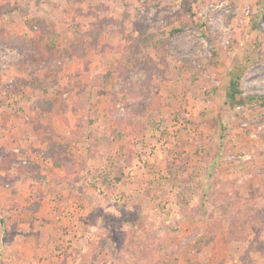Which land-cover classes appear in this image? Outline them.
<instances>
[{"label":"rangeland","instance_id":"rangeland-1","mask_svg":"<svg viewBox=\"0 0 264 264\" xmlns=\"http://www.w3.org/2000/svg\"><path fill=\"white\" fill-rule=\"evenodd\" d=\"M18 4L24 27L34 18L46 23L41 45L52 51L49 62H36L54 103L42 117L54 122L42 156L66 175L42 187L68 214L53 226L50 264H264V0ZM174 28L181 30L171 36ZM205 28L218 41L215 55ZM71 46L83 54L66 56ZM32 54L0 45L6 83L17 65H33ZM120 57L134 66L114 73L112 95L99 97L95 88V107L73 110L79 86ZM48 67L56 71L44 73ZM230 72L253 96L246 106L224 104ZM3 111L10 121L30 116ZM25 144L12 145L15 167L46 168L34 143Z\"/></svg>","mask_w":264,"mask_h":264},{"label":"crops","instance_id":"crops-1","mask_svg":"<svg viewBox=\"0 0 264 264\" xmlns=\"http://www.w3.org/2000/svg\"><path fill=\"white\" fill-rule=\"evenodd\" d=\"M5 1L0 0V6ZM8 1L10 6L14 8L8 14H4L3 17L0 15V24L6 17L11 18L13 21L9 27L10 34L27 35L36 39V36L33 35L37 34V32H32L27 23H25V20L23 22L25 27L21 24V20H19V16L24 17L22 15H25V13L22 11V7L18 6V0ZM44 38L41 34L38 36L41 42ZM0 45L11 50H16L18 54L23 48H26H11L4 43H0ZM27 61L29 65L33 62L34 66L31 65V67L33 66L36 71L34 72L31 67L25 71L17 65L16 72L12 76L13 80L10 79L13 82L10 83L5 82L3 69L0 68V99L5 98L4 102L0 101V264H50V261L55 263L56 258H54V254L56 250L51 249L53 243L52 234L55 233L53 226L55 223H67L65 219L68 209L63 210V207L59 206L60 204L54 203L55 201L53 200L48 202V198L53 199L51 196H54L56 193H49L48 189L50 187L47 189L42 187L46 182L56 183L54 180L58 177L57 175L60 177L56 181L61 180L62 182V177H65L66 173L63 167L55 166L56 164L54 165L52 161H49V158L42 156L46 155L45 150L48 149L49 143L41 141L42 137L35 131V125L37 127V124L41 123L44 126L52 127L54 122L53 120L42 119L43 115L37 112L34 100L37 98L50 99V95L45 92L48 82L46 78L40 79L39 75H37L39 70L43 71L44 67L36 66V60L34 59ZM46 70L47 72L45 71L44 73H52L48 68ZM36 77L38 78L37 81ZM36 93L40 94L37 95ZM12 105H17V108L12 109ZM9 109L12 111L19 109L22 115L27 112L30 115L29 118L26 116L28 121L26 120L25 122L21 118L12 121L8 120L6 118L7 112L3 110L9 111ZM19 137L18 141L21 144L27 143L25 144L26 146L34 143L33 147H36V161L41 162L43 160V163L47 164L46 168H39V170L35 171L33 167H15V159L18 156L10 152L13 149L12 145L18 144V141H14ZM25 145L22 146L26 147ZM62 185L63 183L58 185L62 188L61 194L67 196L65 194L67 190ZM11 194H15V197ZM12 198L13 201L9 203ZM19 198L24 200V202L14 207L13 205L21 200ZM64 201L62 204L68 205V202ZM68 201L70 202V200ZM46 202L48 204H45ZM68 254L70 255V253ZM72 255H75L73 251ZM65 260H68V258Z\"/></svg>","mask_w":264,"mask_h":264},{"label":"trees","instance_id":"trees-1","mask_svg":"<svg viewBox=\"0 0 264 264\" xmlns=\"http://www.w3.org/2000/svg\"><path fill=\"white\" fill-rule=\"evenodd\" d=\"M13 6H10L9 1L6 0L4 4H2L0 6V15L8 14L9 12H11L13 10ZM13 20L11 18H7L5 20H3V22H1L0 24V43H4L6 45H8L11 48H21V47H27L30 50L33 51L32 57L30 60L34 59L36 60V62H41V61H46L49 62L52 58V51H51V44L47 43V44H42L41 45V41L38 38H33V37H29L27 35H12L9 32V27L11 25V22ZM46 23L43 20H31L27 22V26L29 27V29H31L32 31H41V35H44V37L48 38L47 34L49 33V30L47 29V26L45 25ZM203 25L199 24L198 27L202 28ZM252 26H256L255 23H252ZM105 27V23H103L101 25V29H103ZM100 29V30H101ZM100 30H96V34L98 35L100 33ZM181 30V28H174L171 31V36H173L174 34H176L177 32H179ZM102 31V30H101ZM51 32V31H50ZM53 34V36L55 37L54 32H51ZM203 35L205 36V38L207 39L208 43L213 47L212 51L213 54H216V51H218L219 49V44L216 38H214L210 33L208 28H205V31L203 32ZM96 42V40L94 41V43ZM233 43V41H232ZM94 45V44H92ZM73 47V51H67L65 50V54L66 56H79V54H83V52H79V48L78 47ZM43 51V52H41ZM38 56H36V53H39ZM74 53V54H73ZM80 57L82 58V55H80ZM38 58V59H36ZM128 58L125 57H120L119 60H117V63L114 65V67L111 70H108L105 73H99L96 75V79L97 80H91L90 83H84L81 84L79 86V89L77 91V95L78 97H80L79 100H76L75 104H74V109L75 111L79 110L80 108L83 107H87L89 110H91L93 107H95V104L91 102L90 100V95L92 93V91L96 88V95L97 96H102V97H108L110 95H112L109 91L108 85L112 80V77L114 75L115 72H119V73H127L129 70L133 69L134 64L132 63V60L130 59L128 62ZM33 63V62H32ZM31 63V64H32ZM48 70H50L51 72L56 71V69H52V67H48ZM230 78L225 86L224 89V104L229 106L230 108L234 109L235 107H241V106H246L247 102H249L251 100V98H253V96H249L244 94V91L241 87V75H239L236 72H230L229 73ZM37 77H36V81H37ZM5 98L0 99L1 102H4ZM260 105L264 106V99H260L258 100ZM34 103H36V109L37 112L39 114H47L49 112L52 111V109L54 108V103L52 102L51 99H43V98H37L34 100ZM150 103H148L146 106L142 105V108L144 111H147L149 108ZM98 110V109H97ZM39 125V127H38ZM78 126H80L78 124ZM35 131L37 132V134L42 137L43 139L46 137L47 139H51L54 132L51 129V127L49 126H44L41 123L37 124V127L35 125ZM53 156V154H52ZM121 171V170H120ZM118 172V171H117ZM63 179V178H62ZM116 180L119 181L120 180V176H116ZM61 181V180H59Z\"/></svg>","mask_w":264,"mask_h":264}]
</instances>
